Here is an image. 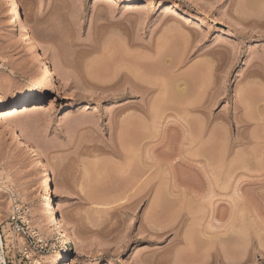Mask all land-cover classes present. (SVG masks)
Here are the masks:
<instances>
[{
	"label": "rangeland",
	"instance_id": "374dc122",
	"mask_svg": "<svg viewBox=\"0 0 264 264\" xmlns=\"http://www.w3.org/2000/svg\"><path fill=\"white\" fill-rule=\"evenodd\" d=\"M0 20V93L12 72L19 96L0 169L29 209L13 233L0 190V264H30L27 247L44 264H264V0H0ZM122 64L166 88L120 91Z\"/></svg>",
	"mask_w": 264,
	"mask_h": 264
},
{
	"label": "bare ground",
	"instance_id": "6f19581e",
	"mask_svg": "<svg viewBox=\"0 0 264 264\" xmlns=\"http://www.w3.org/2000/svg\"><path fill=\"white\" fill-rule=\"evenodd\" d=\"M182 18V17H181ZM179 21H180V19H179ZM1 28H2V22H1V20H0V30H1ZM1 67H3V65H1ZM0 67V69L2 70V68ZM9 72H11V71H9ZM117 72H120L121 73V75L119 76V79L120 80H118V82L117 83H119V86L117 85V87H121V88H123L122 90H120V91H126L127 90V93L128 94H130L133 98L135 97V98H139L140 96V100L142 101V102H144L146 99V97H148V95H149V93L151 92V88H155V86H153L152 85V83H154L153 81H151L150 82V84L148 83L149 81H146V80H143V77L142 78H140L139 77V75L140 74H142V73H140V71L139 70H137L136 69V67H134V66H132V65H125V64H122V66L120 67V69H119V71L117 70ZM140 73V74H139ZM117 74V73H116ZM115 75V74H114ZM118 75V74H117ZM6 80H5V84H4V94H1L0 93V114H6V112L10 109V108H12V107H14L15 105H16V103L19 101V96H18V92H17V89H16V81H15V79H14V77H13V74H12V72L8 75V77L7 78H5ZM110 80H111V78H110ZM114 80V79H113ZM144 82H143V81ZM115 81V80H114ZM104 82H105V80H104ZM147 83V84H149V85H143V83ZM160 82H163V81H157L156 82V84L158 85V86H156L157 88H158V90L159 91H161V89H163L164 90V86H165V88H166V86H167V83L166 84H160ZM106 83H107V80H106ZM105 83V84H106ZM110 83H112V82H110ZM139 83H142V84H139ZM108 84V83H107ZM106 84V85H107ZM114 83H112V85H113ZM112 85H109V88L110 87H112ZM151 85V86H150ZM163 85V86H162ZM144 86V87H143ZM148 86H150V87H148ZM161 86V87H160ZM180 86V85H179ZM107 87H108V85H107ZM113 87H114V85H113ZM115 88V87H114ZM118 88V89H119ZM104 89L106 90V88L104 87ZM111 89V88H110ZM2 90V89H1ZM162 90V91H163ZM183 90V89H182ZM152 91H154L153 89H152ZM164 94H166L165 92H163ZM180 93V92H179ZM138 94H140V95H138ZM130 96V97H131ZM139 96V97H138ZM166 96V95H165ZM161 98H163L164 97V95L163 96H160ZM158 98V97H157ZM160 98V100L161 101H163L162 99ZM166 98V97H165ZM148 99V98H147ZM144 100V101H143ZM158 100V99H157ZM156 101V100H155ZM159 103V102H158ZM161 103V102H160ZM144 104V103H143ZM68 109L67 110H70V107H67ZM152 110L150 109V111L148 112V113H150ZM70 112V111H69ZM68 112V113H69ZM153 112V111H152ZM152 113H150V115H151ZM132 115V114H131ZM149 115V116H150ZM135 115H133V117H134ZM133 117H132V119H133ZM136 117V116H135ZM24 118V119H23ZM20 117V116H16V117H14L13 119H12V123L14 124V126H18L19 128H21V130H23V131H25L24 130V127L22 126L24 123H22L26 118H25V116L24 117ZM131 118V117H130ZM129 118V119H130ZM112 119H113V116H112ZM111 119V120H112ZM115 119H117V118H115ZM129 119H127V121H129ZM135 119H137V118H135ZM135 119H133V120H135ZM29 120V119H28ZM113 121V120H112ZM115 121H117V120H115ZM132 121V120H131ZM136 121V120H135ZM28 122V121H27ZM118 122H119V120H118ZM117 122V123H118ZM122 122V121H121ZM111 123V122H110ZM109 123V124H110ZM114 121H113V124L111 123V125H110V129H112L113 127H112V125L114 126ZM129 123H130V121H129ZM29 124V123H28ZM119 125L121 124L120 122L118 123ZM117 124V125H118ZM130 124H134L133 122H131ZM136 124V123H135ZM127 126H129V124L127 125ZM131 126V125H130ZM112 127V128H111ZM117 127V126H116ZM120 126H118L117 128H119ZM23 128V129H22ZM121 128V127H120ZM119 128V129H120ZM127 128V127H126ZM132 128V127H131ZM114 129V128H113ZM131 132H132V130H131ZM133 132H135V131H133ZM22 133H24V132H22ZM118 133V132H117ZM119 134V133H118ZM129 134V133H128ZM127 134V135H128ZM11 136H14V134H12L11 133ZM132 137H134V135H132ZM138 137V136H137ZM128 139H130V137L129 138H127L126 140H128ZM132 139V138H131ZM130 141V140H129ZM128 141V142H129ZM132 141H135L136 143H137V141L135 140V138L132 140ZM116 144V143H115ZM129 144H130V142H129ZM133 145H134V142H133ZM133 145H130V146H133ZM112 146V145H111ZM115 146V145H114ZM135 146V145H134ZM110 148H112V147H110ZM134 148V147H133ZM113 149H114V147H113ZM133 151V150H132ZM129 152V151H128ZM128 152H127V155H128ZM129 153H131V154H133L134 152H129ZM124 156H126V155H124ZM126 159H128V158H126ZM129 160V159H128ZM127 166H128V164H127ZM137 176H138V174H137ZM134 179H137V177H135ZM15 179L13 178L12 179V177H10V175L8 174V172H5L4 171V169L2 170V169H0V190H3L4 192H5V194H8V196H9V199L8 200H6L7 201V203H6V205H7V210L9 211V213L11 214V216L13 215V213L16 211V210H21V208H23L24 206H25V203H26V198H25V196L23 195V193H24V189H23V191H22V193H21V191H20V189H22V187L24 186H22L21 184H20V179H19V184L21 185V188L19 187V185H15V181H14ZM18 180V179H17ZM17 180H16V183L18 184V182H17ZM14 181V182H13ZM133 181V180H132ZM22 184H23V182H21ZM16 186H18V189H16ZM24 188H26V185H25V187ZM5 210V209H4ZM29 213H30V211H29ZM34 216V215H33ZM33 219L35 218V219H37L35 216L34 217H32ZM26 221H27V223H28V225H29V220H28V218L26 219ZM37 221V220H36ZM35 222V221H34ZM64 223L63 224H66V222L65 221H63ZM39 223H40V221H39ZM42 224V223H41ZM41 224H38V225H41ZM66 225H68V224H66ZM66 225H64V230H66L67 231V227H69V226H66ZM41 228H43L42 227V225H41ZM43 229H45V227L43 228ZM42 229V230H43ZM69 229V228H68ZM45 231V230H44ZM43 231V232H44ZM66 231H64V232H66ZM68 233V232H67ZM46 234H48L47 232H46ZM45 234V235H46ZM45 235H41V234H38V235H36V239H35V241H34V247L36 248V249H41V250H44V247L46 246V238H45ZM70 237H71V240H73V242H75V243H78V244H80V246L81 245H83V246H86V243L85 242H83L80 238H79V236L72 230V231H70ZM19 243L22 245V246H24V247H26L25 245V243H24V241L20 238L19 239ZM1 246H2V239H1V234H0V248H1ZM23 247V248H24ZM25 251H27L26 253H27V255H28V258L31 260V262H30V264H44V261L42 260V259H44V257L42 256V253H38V254H36L34 251H33V249H31V248H29V247H27L26 248V250ZM3 259H2V257H1V252H0V263H1V261H2ZM42 261H43V263H42Z\"/></svg>",
	"mask_w": 264,
	"mask_h": 264
},
{
	"label": "built area",
	"instance_id": "2783aa9c",
	"mask_svg": "<svg viewBox=\"0 0 264 264\" xmlns=\"http://www.w3.org/2000/svg\"><path fill=\"white\" fill-rule=\"evenodd\" d=\"M28 207L25 205L21 210H16L10 216L11 227L15 234H26L25 228H29L26 219L28 218Z\"/></svg>",
	"mask_w": 264,
	"mask_h": 264
}]
</instances>
